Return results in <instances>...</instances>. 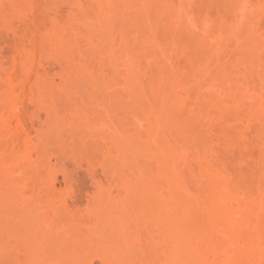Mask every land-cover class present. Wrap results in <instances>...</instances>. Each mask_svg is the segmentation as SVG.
<instances>
[{"label": "bare ground", "instance_id": "obj_1", "mask_svg": "<svg viewBox=\"0 0 264 264\" xmlns=\"http://www.w3.org/2000/svg\"><path fill=\"white\" fill-rule=\"evenodd\" d=\"M65 3L73 23L47 30L58 81L38 73L32 98L46 120L35 138L7 111L0 72V220L51 211L73 233L94 224L38 240L32 264H85L94 247L102 264H264V160L256 181L229 172L211 128L214 113L242 123L237 139L218 136L243 161L246 129H264V0ZM52 147L85 163L95 182L85 207L58 196ZM92 150L106 183L86 160ZM64 241L69 250L57 248Z\"/></svg>", "mask_w": 264, "mask_h": 264}, {"label": "rangeland", "instance_id": "obj_2", "mask_svg": "<svg viewBox=\"0 0 264 264\" xmlns=\"http://www.w3.org/2000/svg\"><path fill=\"white\" fill-rule=\"evenodd\" d=\"M65 1L67 0H0V16L2 15V17L0 18V62L2 60L0 65H3V68H0V72H2L3 74H6L7 72L9 74L8 76H10V89L12 93L8 98L6 109L9 113L16 111L20 114L21 118L27 124L28 130H30L29 132L31 133V138H35V136L37 135V128L39 127L41 121L43 120L42 122H44L46 120L45 113L35 106L34 99L32 98V96L37 92L38 73L43 72V74L45 73V75H49V77H52L58 81L57 73L59 71V67L54 61L56 51L51 45L47 30L53 25L70 26L73 23L70 11L67 8V4L65 3ZM221 1L224 2L225 0ZM114 37L117 42V39L119 40V38H116V36ZM34 113H37L39 115L40 120H38L37 118H33ZM213 113L214 112L212 111V114ZM112 117H114V119L112 118V120H116L115 116ZM213 118L214 121L212 123V126L214 128L212 126L211 128L214 129V132L217 133V136L218 133L222 135V131L225 132L227 130H232L233 133L232 131L230 133H232L236 139L238 138L237 136L240 134V128L243 127L242 123L234 121L232 115L229 114L219 115L217 113H214L212 115V120ZM212 120H203L202 125H204L203 122H205V124L206 122H209V124H211L210 122H212ZM236 129H238L239 131ZM235 130L238 131V135L234 134L236 133ZM246 133L247 149L245 150V152L248 156L246 157V159H244V161L243 159L241 160V158H239L240 155L238 157L239 152L237 154L235 152L236 150H234V156L239 158L238 160L241 161H238L237 158L235 160L233 156L229 155L230 153H227V151L222 147V136L219 135L217 138V136L213 135V137L217 138H215V141L214 138H212L214 143L217 142V144H214V146L217 147L215 148L218 151V156L220 158L221 156L222 158L224 157L223 162L225 159V162H229L228 165L224 163L229 167L228 169L234 168L232 170H229V172L232 171L231 173H233L234 170L236 172L242 169L244 175L246 174L245 176H247L245 178H247L248 181L250 180L253 182V180L256 181V179H258L259 169L263 168L264 156L262 155L261 145H263L264 143V129L261 131H256L254 127L250 126L248 129H246ZM54 149L55 148L53 147L51 148L49 157L51 158V169L54 172L55 176L58 178L56 183L58 196L63 199L65 198L70 207L74 206V204L78 205L79 207H85V205L91 201V194H93L92 192H94L93 190H95V182H93L94 180L89 177V174H87L86 170L84 169L85 163H83L82 161V164H84V166L81 164L76 165L74 161H69L68 158L63 159L62 157L58 156V154L55 155L56 152L54 153V151L56 150ZM81 152H83V150H81ZM78 153L79 155L81 154L80 151H78ZM100 153L102 154L100 150L98 152L92 150L91 152H89V154H91L89 156L90 159L88 157H84L85 155L87 156V153H84L81 158H86V160H91V162L93 161L92 163H94L93 166L97 173V176L103 183H106L107 181L105 175L99 166L103 157V155H101ZM224 154L229 157L226 158ZM231 158H233V160ZM229 160H231V162ZM61 165H64V167L66 168L69 174V181L67 180V178L64 179V175L61 171ZM27 196L30 197L29 194H27ZM58 200L59 199L56 198V201ZM37 215L39 218L35 217ZM49 215H51V217H49ZM64 216L65 218H67L66 215ZM80 217L81 216H79L78 218L76 217L75 219L80 220ZM52 218H55V220H52ZM62 218L60 219L53 216V213L51 211H49L48 213H45L44 211V215L39 212V214H34V217L32 215L30 220L29 217L27 219L24 218V220H17L18 222H10L5 220L2 221L3 219H1L0 250L2 251V254H0V264H32V258H34V248L38 247V240L40 241V239L42 240V238H46L45 236L58 234V237H64L63 233H66V236L64 238L67 237V239L70 240V237H68V235L72 231V229H74V227L70 229V227L72 226L69 224L70 221L68 223L66 222V224H62V221L60 220H63V222H65L64 220H66ZM84 218L87 217L84 216ZM70 220L72 221V219ZM86 220L87 219H85V221ZM88 222L89 221H86V223L88 224L86 226L85 223L84 225L82 224V226H79L80 228L78 227V230L87 233L88 226L94 224V221L89 223ZM70 223L72 224V222ZM67 224H69L70 227L67 228L66 226H69ZM68 229L70 231H68ZM78 230L76 231L75 229L74 233L75 231L76 233H79ZM71 233H73V231ZM61 239L63 240V238ZM68 242L64 241L63 243H58L57 248L60 250L65 249L64 251H66V249L69 250L70 245H68ZM91 245H93V243L88 246ZM94 248L95 249L90 250L89 252L86 251L87 256L84 253H81L86 256L84 259H88V262L86 260H83L85 264H102L100 258L96 254L98 252L96 251L97 247ZM63 254L65 255L66 253H62V255ZM81 254H79V256L84 257V255ZM54 256L57 255L55 254ZM54 256L52 255V258ZM42 262V264H45L46 259L42 258Z\"/></svg>", "mask_w": 264, "mask_h": 264}]
</instances>
